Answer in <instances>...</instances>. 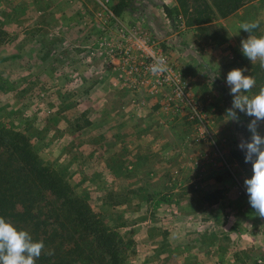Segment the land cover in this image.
Wrapping results in <instances>:
<instances>
[{"label": "rangeland", "instance_id": "rangeland-1", "mask_svg": "<svg viewBox=\"0 0 264 264\" xmlns=\"http://www.w3.org/2000/svg\"><path fill=\"white\" fill-rule=\"evenodd\" d=\"M118 1L0 0V127L25 132L45 162L66 172L76 191L128 241L127 264H151L161 260L163 253L154 245L165 243L168 236L180 246L197 236L190 224L194 218L163 219L167 211L160 209L159 195L145 187L155 171L128 167L129 160L150 161L151 155L143 153V138L137 144L141 153L136 155L125 138L119 154L124 167L112 169L110 147L115 138L105 133L146 129L140 119L153 113L146 101L153 97L164 120L152 122L151 127L171 133L172 143L167 145L195 148L197 153L192 156L197 165L224 167L232 180L234 201L243 197L250 204L244 181L253 174L252 164L242 166L233 151L244 152L239 143L250 140L247 125L254 118L239 110V123L226 116L233 101L226 77L230 70L245 67L244 74L252 76L253 65L260 62L252 63L242 54L241 41L250 34L239 26L259 20L258 29L264 31V0L250 1L227 17L215 16L212 25L202 27L187 25L177 0H133L117 16L113 7ZM163 3L172 8V18ZM139 40L169 55L190 87L201 118L192 117L189 106L178 107L168 100L171 87L153 92L149 86H129L121 63L129 47L136 50ZM197 53L234 56L223 59V75L220 67L217 71L210 66V76H197L192 64ZM220 83L227 89L219 90ZM253 89L242 95H256ZM118 117L123 121L119 126ZM258 131L264 135V122ZM130 177L145 183L139 186L136 198L131 195L135 187L129 184ZM233 212L236 214L235 208ZM258 224L264 231V218ZM255 225H247V231L257 229ZM176 252L183 254L186 264L193 263L190 251L186 257L181 248L171 257L174 262L181 260Z\"/></svg>", "mask_w": 264, "mask_h": 264}, {"label": "trees", "instance_id": "trees-1", "mask_svg": "<svg viewBox=\"0 0 264 264\" xmlns=\"http://www.w3.org/2000/svg\"><path fill=\"white\" fill-rule=\"evenodd\" d=\"M253 0H177L187 25L209 26L215 16L227 17ZM133 0L113 7L120 16ZM168 17L173 10L163 3ZM216 32V31H215ZM254 36L264 31L253 30ZM254 92L264 87V67L253 65ZM243 164L245 156L233 151ZM0 217L33 240L43 241L45 252L36 264H127L129 244L120 231L96 212L89 200L70 183L66 172L45 162L23 131L0 127ZM54 250L53 255L45 254Z\"/></svg>", "mask_w": 264, "mask_h": 264}, {"label": "crops", "instance_id": "crops-1", "mask_svg": "<svg viewBox=\"0 0 264 264\" xmlns=\"http://www.w3.org/2000/svg\"><path fill=\"white\" fill-rule=\"evenodd\" d=\"M230 55L234 56L233 53H197L196 56L194 55L196 59L194 58L192 62L196 68L197 76L205 73L210 76L213 67L217 71L220 67V74L223 75L226 73L223 59ZM210 66H213L212 69ZM224 88L225 86L220 83L218 89H227ZM156 100L153 97H147L148 108L153 113L140 119L144 121L146 129L134 128L129 131L118 130L105 133L115 138L112 147H110L111 155H114L113 161H111L112 165H110L112 169L124 167L123 162H119L122 159L119 154L124 150L125 138L127 147L132 150L134 155L141 153L137 148L138 141L142 138L145 141V152L143 153L151 155L150 161L144 160L143 163H140V161L135 162L134 159L131 160L133 162L129 160L127 165L135 171L146 169L155 172L153 175L151 174L152 177L146 184L140 183L138 178L130 177L129 184L133 183L132 185L135 187L131 193L133 198L138 197V191L141 190L139 186L145 184L151 194L159 195L157 201L160 202V209L167 211L163 213V219L166 220L174 216L194 218L190 224L197 232V236L192 237L190 241L189 238L184 240V244L181 246L178 242L172 241L169 236L167 241L163 237L165 243L154 245L158 246L156 248L162 249V257L160 256L162 259L151 264H186V260L181 259L183 256L181 252L179 254L176 252V258L180 257L181 260L174 262L171 259L175 251L180 248L186 251V257L189 256L188 251H190V256L194 257L191 264H264V231L257 227L261 218L254 213L245 198L235 197L234 201L233 190L230 188L232 180L228 170L212 164L197 165L192 156L193 153H197L195 148H187L184 144L167 145L172 143L169 141L171 133L166 131L161 133L151 127L154 124L152 122H161L163 119L160 116V108L155 106ZM157 104L159 103L157 102ZM115 122L119 126V123L123 121L118 117ZM164 143L167 148L163 146ZM176 146L178 148L174 149ZM238 152L245 156L244 152ZM241 164L242 166L246 165ZM244 169L245 167H241V171L246 173V169ZM180 173L181 175L178 176ZM131 180L132 182H130ZM237 202L239 206L243 207H238ZM172 203H177V205L179 203V209ZM234 208L236 214L233 212ZM174 212L179 214L174 215ZM255 223L257 229L247 231V225L251 224L254 227Z\"/></svg>", "mask_w": 264, "mask_h": 264}, {"label": "clouds", "instance_id": "clouds-1", "mask_svg": "<svg viewBox=\"0 0 264 264\" xmlns=\"http://www.w3.org/2000/svg\"><path fill=\"white\" fill-rule=\"evenodd\" d=\"M240 30L248 32L247 39L241 41V52L252 63L258 59L264 67V35H251L253 30L260 27V21L243 22ZM150 70L153 74L163 73L167 70L164 57L154 60ZM247 68H234L226 77V83L230 87L233 96L232 107L226 110V116L237 123L240 118L237 114L244 113L254 119L247 125L251 133L250 140L242 139L239 148L245 152V162L252 164V176L246 178L244 184L249 196V203L254 213L264 218V135L258 131L259 124L264 122V87L259 93L249 97L242 93L251 92L256 85V79L251 75H245ZM216 76L213 74L212 79ZM45 252L43 241L36 242L27 230L18 229L11 221L0 217V264H36V260ZM45 254L53 255L54 250H48Z\"/></svg>", "mask_w": 264, "mask_h": 264}, {"label": "built area", "instance_id": "built-area-1", "mask_svg": "<svg viewBox=\"0 0 264 264\" xmlns=\"http://www.w3.org/2000/svg\"><path fill=\"white\" fill-rule=\"evenodd\" d=\"M136 47V50L129 47L121 63V72L125 76L122 75L129 86L132 88L149 86L153 92L171 87L172 91L167 95L168 100L177 104L178 107L189 106L192 117L201 118L198 105L190 94V87L182 80L169 55L160 49L150 47L145 40H139ZM161 56L166 60L167 70L153 74L150 68L154 60Z\"/></svg>", "mask_w": 264, "mask_h": 264}]
</instances>
